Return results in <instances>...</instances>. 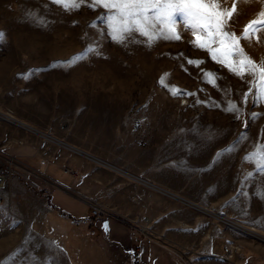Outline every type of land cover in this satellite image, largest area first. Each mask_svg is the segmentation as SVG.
Masks as SVG:
<instances>
[{"label": "rangeland", "instance_id": "obj_1", "mask_svg": "<svg viewBox=\"0 0 264 264\" xmlns=\"http://www.w3.org/2000/svg\"><path fill=\"white\" fill-rule=\"evenodd\" d=\"M91 2L65 10L53 0H0V264H37L14 249L52 250V230L104 222L110 237H151L183 264H264V166H256L264 115L250 119L264 114V101L253 103L255 86L244 101L255 78L211 60L182 22L179 41L112 42L100 19L108 10ZM234 5L227 30L237 36L264 19V0H219L229 12ZM239 43L264 67V30ZM80 53L71 67L58 63ZM53 264H63L59 252Z\"/></svg>", "mask_w": 264, "mask_h": 264}, {"label": "snow or ice", "instance_id": "obj_2", "mask_svg": "<svg viewBox=\"0 0 264 264\" xmlns=\"http://www.w3.org/2000/svg\"><path fill=\"white\" fill-rule=\"evenodd\" d=\"M53 3L69 10L70 8L79 9L84 0H53ZM88 6L90 8L102 6L108 10L107 17L101 16L100 19L107 23L111 41L118 44H124L129 38H131V42L139 43L140 41L135 39L134 34L146 38L147 47H151L160 39L179 41L181 35L175 26L182 22L184 29L192 32L194 39L191 43L201 50H206L211 60L228 67L229 71L237 76L243 77L247 73L255 78L253 85H250V92L244 95L245 103L251 95L253 86H255L253 103L264 101V67H258L257 63L247 56L239 43L241 40H249L257 32L264 30V19L250 21L245 26L244 32L237 36L234 32L227 30L236 13L235 5L229 12L219 7V0H92ZM259 15L264 17V12ZM28 19H32L31 13L28 14ZM92 26H95V22ZM4 35L3 32H0V40L4 38ZM93 51H96L97 55L100 54L98 49L91 46L86 49V52ZM84 56L85 53H80L69 61L58 63H65L71 67L73 63L82 60ZM234 57L240 59L233 62L232 58ZM188 62L197 65L204 63V61L192 60ZM209 75L213 77V81L219 78L214 73H207L206 77ZM256 81H259L258 85ZM161 84H163V77ZM172 94L177 95L178 93L173 91ZM184 94L195 95L194 93ZM196 103L202 104L206 101L197 100ZM226 110L236 113L238 118L239 108L234 103L229 102ZM260 115L264 114L250 113V119L254 120ZM245 127H247V123ZM245 137L246 133H240L237 142ZM235 146L236 142L218 152L210 167L218 162V158L232 154ZM261 147L264 148V145ZM244 160L251 162L252 155L245 156ZM173 166L180 167V164ZM256 166L258 168L264 166V153H262L261 162ZM235 199L234 197L233 201ZM104 229L106 232L108 231L107 222L104 224Z\"/></svg>", "mask_w": 264, "mask_h": 264}, {"label": "crops", "instance_id": "obj_3", "mask_svg": "<svg viewBox=\"0 0 264 264\" xmlns=\"http://www.w3.org/2000/svg\"><path fill=\"white\" fill-rule=\"evenodd\" d=\"M57 186L67 191L64 185L57 184ZM72 189L74 190V188ZM50 197L51 191L49 195L51 203ZM51 205L54 209L55 205L52 203ZM93 224L91 223L88 231H75L67 228L63 236H59L57 230H52L53 236L47 237V239L58 245L52 250L36 247L37 249L34 248L33 253L31 251L33 248L23 246L15 248L14 253L15 255L34 254L37 264H53L54 251L62 255L63 264H183L177 251L151 237L136 234L134 231L124 236L110 237L109 232L105 231L104 225L94 227ZM128 226L135 228L131 225ZM19 259L20 262L13 264L32 263H26L21 257Z\"/></svg>", "mask_w": 264, "mask_h": 264}, {"label": "built area", "instance_id": "obj_4", "mask_svg": "<svg viewBox=\"0 0 264 264\" xmlns=\"http://www.w3.org/2000/svg\"><path fill=\"white\" fill-rule=\"evenodd\" d=\"M6 179H7L6 176H0V184L5 182ZM102 213H103V211H102V209L100 207L91 205V217L92 218H99V217L102 216ZM228 251H229V249H228Z\"/></svg>", "mask_w": 264, "mask_h": 264}, {"label": "water", "instance_id": "obj_5", "mask_svg": "<svg viewBox=\"0 0 264 264\" xmlns=\"http://www.w3.org/2000/svg\"><path fill=\"white\" fill-rule=\"evenodd\" d=\"M107 224H108V222H107Z\"/></svg>", "mask_w": 264, "mask_h": 264}]
</instances>
